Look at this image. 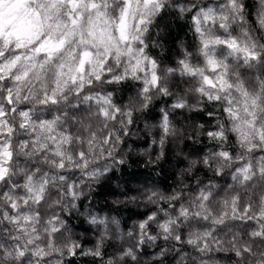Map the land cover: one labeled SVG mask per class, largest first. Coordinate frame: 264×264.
<instances>
[{"label":"snow or ice","instance_id":"snow-or-ice-1","mask_svg":"<svg viewBox=\"0 0 264 264\" xmlns=\"http://www.w3.org/2000/svg\"><path fill=\"white\" fill-rule=\"evenodd\" d=\"M253 7L254 21L247 0H0V264H142L145 245L150 264H264V0ZM173 21L191 35L175 60L154 51ZM183 110L207 117L185 169L204 179L147 190L155 207L117 237L85 202L127 164L140 119L157 120V163Z\"/></svg>","mask_w":264,"mask_h":264},{"label":"trees","instance_id":"trees-1","mask_svg":"<svg viewBox=\"0 0 264 264\" xmlns=\"http://www.w3.org/2000/svg\"><path fill=\"white\" fill-rule=\"evenodd\" d=\"M254 2L255 0H247L249 5L248 10L250 13H253L251 17L253 21L255 20ZM180 23H184V21L172 22L170 35H167L162 40L163 47L154 50L158 55L162 54L166 58L175 60L177 55L180 54V42L191 41V35L188 34L187 28L181 30L176 26ZM157 31L160 30L157 29ZM158 112L159 105L153 111L152 116H157ZM185 117H188V119ZM204 119H207V117H198L196 113L188 112L187 110H183L181 115H176L173 122L182 135L169 138L165 145V156L157 163H147V161L149 159H155L153 148L156 149V152L159 151V145H152L151 143L153 137L159 138V132L154 129L151 134H148L145 128L146 123L153 125L157 123V120L150 118H142L139 120L137 127L142 132L133 134L127 138V145L131 150L130 159L127 164L123 166V170L117 169L112 174V179L109 183L104 184L102 187L96 186L91 195V199L85 202L92 205L94 214H98L100 217H108L109 219L115 218L119 221L118 229L116 225L109 226L111 230L115 231L117 237L124 235L127 238L126 233L132 230L135 223L142 218L140 214L146 213L155 207L154 205L146 204L142 194L146 193L147 190H157L167 194L177 188L178 185H181L182 182L195 186L196 176L204 179L203 171L197 172L193 170L191 174L185 173L189 161L198 158L201 153H198L197 150L204 149L205 143L203 138L200 139V142H197V139H195V131L191 125L193 122L200 123ZM198 167L200 166L198 165ZM205 183H207L206 179ZM133 196L138 197L134 202L130 199ZM116 200H119L121 203H114ZM70 226L77 235L83 233L85 229L90 227L79 214H74L70 217ZM86 235L89 240L94 241L98 233L93 230L87 232ZM111 243L113 245H119L120 240L114 239ZM114 250V247L107 248L108 254H111ZM141 251L143 253L141 256L142 264H150L158 250L145 245ZM219 255L222 257V264H231L227 255ZM74 259L76 264H94L91 257L78 256ZM165 264H176V261L170 255Z\"/></svg>","mask_w":264,"mask_h":264},{"label":"rangeland","instance_id":"rangeland-1","mask_svg":"<svg viewBox=\"0 0 264 264\" xmlns=\"http://www.w3.org/2000/svg\"><path fill=\"white\" fill-rule=\"evenodd\" d=\"M119 237V236H118ZM118 239V238H117Z\"/></svg>","mask_w":264,"mask_h":264}]
</instances>
